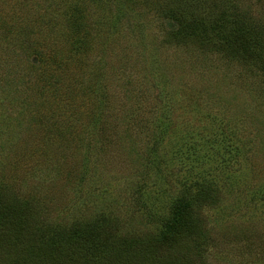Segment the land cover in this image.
I'll list each match as a JSON object with an SVG mask.
<instances>
[{"label": "rangeland", "instance_id": "obj_1", "mask_svg": "<svg viewBox=\"0 0 264 264\" xmlns=\"http://www.w3.org/2000/svg\"><path fill=\"white\" fill-rule=\"evenodd\" d=\"M186 1L0 0V63L8 69L0 74V174L24 181L23 191L42 202V221L81 225L105 214L118 220L120 238L156 222L160 199L180 191L185 171L195 186L216 180V206L200 205L212 235L247 236H221L200 262L264 264V73L221 47L165 41L175 15L191 18L192 9L213 17L232 3L264 24V0ZM69 36L86 50L75 52ZM35 45L44 56L55 47L80 67L71 78L56 69L53 85L67 95L46 107L22 99L24 89L45 96ZM40 114L43 120H30ZM219 127L228 138L212 150L218 162L180 161L201 133L218 146Z\"/></svg>", "mask_w": 264, "mask_h": 264}, {"label": "trees", "instance_id": "obj_2", "mask_svg": "<svg viewBox=\"0 0 264 264\" xmlns=\"http://www.w3.org/2000/svg\"><path fill=\"white\" fill-rule=\"evenodd\" d=\"M231 4L213 17L205 8L201 12H193L192 9L194 16L191 18L182 12L180 16L175 15L177 20L169 24V29L168 27L165 29V32L169 33L165 41L176 47L194 44L196 50L205 51L221 47V51L225 53L223 55L233 56L236 62L244 60L264 73V24L250 19V16L241 12L236 4ZM166 8L167 5L164 4L161 8L162 13ZM228 9L234 11L232 12L234 17L227 12ZM156 11L159 15V10ZM69 37L77 49L75 52L86 50L79 47L83 46L80 40ZM36 47L35 45V51L31 55H36L37 61L42 64L40 67H44L40 80L36 81L44 87L45 96L38 100L39 96L36 93L33 95L28 89H24L21 90L24 95L22 99L30 103H41L46 107L47 101L51 99L54 101L60 94L67 95L62 84L58 87L53 85L54 81L56 84L58 81V76H53L58 75L57 70L65 73L66 78H71L80 67L69 55L65 58L60 57L55 47H49L45 56L38 54ZM27 57H30L28 53ZM94 64L93 62L92 66ZM68 71L73 73L69 74ZM7 72L6 63H0V74L7 75ZM88 73L97 74L94 67H91ZM51 107L52 104L47 111H50ZM104 107L105 110L107 106ZM36 110H39V105ZM30 120L39 122L38 120H43V115H38V118L37 115L31 116ZM56 130L58 129L55 127L53 131ZM214 132L222 138L218 146L214 138L201 133L198 137L201 143L195 144L193 153L184 151V157L180 161L185 163L191 158L198 164L218 162L219 158L212 150L220 149L218 147L222 144L227 145L228 137L221 127L219 132L216 129ZM150 153L153 155V152ZM219 155H224L220 158L221 164L229 163L228 153L223 151ZM78 167L79 165H76L75 169ZM83 170L80 168L78 177L84 174ZM185 173L184 180L178 178L180 181L177 188L180 191L173 192L172 197H167L168 199H160V208L162 203H165V207L155 218L156 222L147 231L140 234L130 233L127 234L128 237L122 235V238L118 234L117 226L112 225L118 220L105 214H98L90 223L81 225H61L54 221H42L37 215L43 210L42 202H37L32 193L23 191L24 181L19 179V183L12 182L14 178L9 179L0 174V264L201 263L209 245L220 241L221 236L232 238L236 233L222 229L216 230L215 236L212 235L214 226H209V219L203 217L200 205L204 203L215 207L219 186L216 180L195 186L190 180L189 173L187 171ZM206 179L209 178L204 176L201 178ZM148 215L154 218L153 214ZM246 236V231L235 235L239 240Z\"/></svg>", "mask_w": 264, "mask_h": 264}]
</instances>
